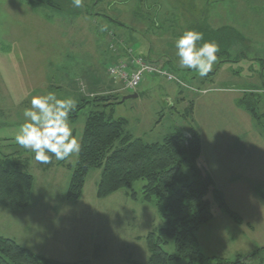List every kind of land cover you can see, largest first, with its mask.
I'll use <instances>...</instances> for the list:
<instances>
[{
    "label": "rangeland",
    "instance_id": "rangeland-1",
    "mask_svg": "<svg viewBox=\"0 0 264 264\" xmlns=\"http://www.w3.org/2000/svg\"><path fill=\"white\" fill-rule=\"evenodd\" d=\"M39 1L42 8L51 3L59 9L46 7L51 11L45 15L20 0H0V160L18 154L34 177L28 209L12 212L0 203V235L58 264H150L146 238L165 223L154 205L143 202L145 182L133 185L137 200L126 189L99 199L101 171L93 170L82 198L73 202L67 191L79 153L44 165L15 142L33 95L54 92L73 98L76 107L83 98L111 95L104 90L109 80L112 85L111 66L101 60L103 53L124 44L133 48V55L152 52L151 58L159 60L156 65L168 68L175 81L146 77L139 97L125 102L132 92L114 84V106L105 110L126 120L128 131L148 143L163 141L178 129L198 134L200 165L242 222L228 216L210 196L213 218L197 231V247L207 257L242 256L252 264L263 260L264 0H82L79 8L73 0ZM150 8L160 13H150ZM225 27L235 30L239 42L228 33L232 44L222 42ZM186 29L228 51L213 65L218 68L215 76L211 71L200 77L195 70L179 67L174 42ZM103 40L109 44L104 43L101 52ZM225 60L229 62L221 63ZM251 96L259 100L257 119L241 106L243 99L244 105L253 103ZM92 109L86 105L76 120L69 119L80 143ZM165 250L175 254L173 241Z\"/></svg>",
    "mask_w": 264,
    "mask_h": 264
},
{
    "label": "trees",
    "instance_id": "trees-1",
    "mask_svg": "<svg viewBox=\"0 0 264 264\" xmlns=\"http://www.w3.org/2000/svg\"><path fill=\"white\" fill-rule=\"evenodd\" d=\"M28 1L29 4L34 2L30 4L32 7H38L40 4L39 0ZM47 4L43 3V6L58 9L51 3ZM139 12H142V9ZM225 28L220 33L223 34L222 42L232 44L231 39L227 40L225 33L239 42L235 30L231 27ZM206 31L212 32L209 28ZM197 44L199 46L201 41ZM118 48L121 51L126 50L124 44ZM216 55L221 59L222 56H228V51L219 49ZM226 62L229 61L221 63ZM217 71L218 68L213 69L212 76H215ZM112 93L114 92L109 93L111 95L83 98L82 103L70 113L69 119L76 120L78 113L86 105L93 108L85 121L78 160L68 185V200L77 202L82 198L89 173L93 170L101 171L97 185L99 199H105L126 189L127 195L137 200L138 194L132 191L133 185L143 181V202L154 205L165 223L158 232L154 231L146 238L150 264H171L178 261H184L185 264H252L247 262L250 258L244 259L242 256L236 257L235 260L207 257L197 247V231L213 218L210 196L215 198L220 209L228 216L242 222L228 209L214 179L200 165L202 142L199 135L186 134L178 129L160 142L148 143L141 138H135L128 131L126 120L115 119L112 113L108 114L105 110L114 106L111 100L116 98V95ZM251 98L255 99L253 103L246 102L244 105L243 101L246 99H243L241 106H245L252 117L257 119L259 115L256 105L259 100L257 96ZM191 107L192 104L190 113ZM33 189L34 177L18 154L7 155L0 160V203L4 208L12 212L28 209L31 206ZM169 240L174 243L175 254H169L165 250ZM263 263L264 259L257 264ZM0 264L58 263L34 254L14 239L0 235ZM80 264L90 262L84 261Z\"/></svg>",
    "mask_w": 264,
    "mask_h": 264
},
{
    "label": "clouds",
    "instance_id": "clouds-1",
    "mask_svg": "<svg viewBox=\"0 0 264 264\" xmlns=\"http://www.w3.org/2000/svg\"><path fill=\"white\" fill-rule=\"evenodd\" d=\"M79 8L82 0H73ZM203 34L193 29L184 30L176 38L175 55L181 69H192L200 77H206L217 62L219 46L215 42L203 41ZM169 98V103H171ZM76 102L71 97L60 98L54 92L33 95L30 107L23 111L24 122L19 125L15 142L34 154V159L44 165L66 160L80 151L79 139L70 127V113Z\"/></svg>",
    "mask_w": 264,
    "mask_h": 264
},
{
    "label": "built area",
    "instance_id": "built-area-1",
    "mask_svg": "<svg viewBox=\"0 0 264 264\" xmlns=\"http://www.w3.org/2000/svg\"><path fill=\"white\" fill-rule=\"evenodd\" d=\"M127 55V58L111 66L109 70L110 77L113 78L115 84H121L125 91L136 92L147 76H159L170 82L175 81L167 69L157 66L156 63L134 56L131 50H128Z\"/></svg>",
    "mask_w": 264,
    "mask_h": 264
},
{
    "label": "crops",
    "instance_id": "crops-1",
    "mask_svg": "<svg viewBox=\"0 0 264 264\" xmlns=\"http://www.w3.org/2000/svg\"><path fill=\"white\" fill-rule=\"evenodd\" d=\"M20 1L22 2V4H25V5H26V2H25L24 0H23V1L20 0ZM220 1H222L223 3H227L225 0H220ZM125 3H128V2H124L123 4H125ZM27 4H28V5H26V6L29 8V10H31V11H33V12L38 11V12H41V14H43V13H45V15H49V14H50V11H51V10H49V9H45L46 7H44V6H43V8H42V7H39V6H38V7H32V6L29 4V1H27ZM58 9H59V8H58ZM148 10H150V13H154L155 11H156V14L160 13V12H159L160 9H155V10H154V9L151 8V9H148ZM153 11H154V12H153ZM161 12H162V11H161ZM168 14H171V13H166V15H168ZM250 14H252V13H250ZM252 15H253V14H252ZM80 16H81V15H78V19H83V18H79ZM57 17H58V16H57ZM59 17H60V18H63L64 16L59 15ZM87 17H88V16H86V18H87ZM55 18H56V17H55ZM54 20H55V19H54ZM156 27H157V26H156ZM131 28H132V27H131ZM127 30L129 31V29H127ZM149 30H150V29H149ZM130 31H132V30H130ZM133 32H135L134 28H133L132 33H133ZM129 33H130V32H129ZM102 43H103V44H102L103 46L100 47V48L102 49L101 52H102V51H105V50H104V46H105L104 43L107 44V46H108V44H109L108 41H104V40L102 41ZM105 47H106V46H105ZM117 47H119V46H117ZM117 47H116V49L119 50V48H117ZM125 49H127V50H129V49H130V50H133V48H131V47L128 48V47H126V46H125ZM106 50L108 51L109 48L107 47ZM107 51H106V52H107ZM124 52H125V51H121V50H120L119 53L122 54V53H124ZM103 56L105 57V59L103 58V62H102V60H101V63L104 64V60H105V62H107V61L109 62V63L107 62L109 66L115 63L116 55L113 54V51H112V52L108 51L106 54L103 53ZM151 56H152V52H149V53H148V56H147L148 59L153 60V61H159V60H157V59H153V57L151 58ZM101 59H102V57H101ZM106 59H107V61H106ZM170 60H171V59H170ZM170 62L172 63V61H170ZM105 65H106V64H105ZM108 77H109V76H108ZM210 82H213V80H212V81L210 80ZM105 89H106L108 92H113V91H115V90H114V84L112 83V85H111V81L109 80V85H108V87L104 88V90H105ZM137 93H138V92H137ZM169 136H170V135H169ZM167 137H168V136H167ZM165 138H166V137H165Z\"/></svg>",
    "mask_w": 264,
    "mask_h": 264
},
{
    "label": "water",
    "instance_id": "water-1",
    "mask_svg": "<svg viewBox=\"0 0 264 264\" xmlns=\"http://www.w3.org/2000/svg\"><path fill=\"white\" fill-rule=\"evenodd\" d=\"M138 98V95L137 94H133V95H129V96H126L122 102H125L126 100L128 99H136Z\"/></svg>",
    "mask_w": 264,
    "mask_h": 264
}]
</instances>
